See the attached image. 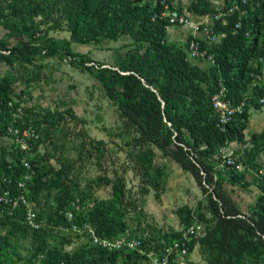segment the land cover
<instances>
[{
	"label": "trees",
	"instance_id": "obj_1",
	"mask_svg": "<svg viewBox=\"0 0 264 264\" xmlns=\"http://www.w3.org/2000/svg\"><path fill=\"white\" fill-rule=\"evenodd\" d=\"M164 1L171 8L183 11L176 6L175 0H0V25L7 30V39L0 41V61L11 68L16 65L26 68L36 66L39 56L64 55L82 70L89 71L116 107L120 121L118 136L130 138L122 149L123 170L125 174H132L128 180L116 171L114 179L95 178L86 190L82 189L71 177L74 167L68 160L60 161L55 168L33 157L40 144L51 139V130L59 129L58 123L49 121L56 115L36 116L33 110L24 109V115L14 128L24 131L33 127L42 137L29 141V154L18 144L10 148L0 146V195L24 193L34 204L37 221L42 225L32 230L23 224L28 210L24 206L10 209L0 205L2 255L8 248L18 250L13 239L23 234L33 236L31 257L26 264H150L149 258L138 251H109L96 246L88 236L73 232L72 226L89 223L100 238L109 240L128 235L140 239L146 250L162 254L165 246L179 237V231L160 229L157 234L158 231L150 226L155 231L147 237L129 233V222L135 220L131 218V209L139 210L137 197L129 186L138 180L137 187L144 198L153 191L160 197L165 187L164 170L154 165L156 150H159L179 163L204 195L205 200L199 201L195 208L186 206L178 211L183 228L191 225L195 216L204 225L205 234L201 240L204 264H264V179L259 175L261 168L257 164L258 156L264 151V134L254 136L251 148L239 156L243 172L223 167L239 185L250 170L256 172L255 181L262 195L253 212L244 214L224 190L217 167L221 165V147L232 143L245 145L248 114L246 111L223 130L212 105L220 83L237 103L250 96L249 106L264 97L261 87L251 88L254 75H262L264 0L242 6L241 11L225 18L226 23L214 19L220 10L213 9L210 0H192L190 11L210 16L214 20V32L226 35L216 43L199 39L201 49L214 59L206 68L190 59V40L185 46L170 42L172 25L168 19L153 21L154 13L161 11ZM242 1L226 0L223 9L240 5ZM200 24L204 29L206 24ZM42 26L47 27L42 29ZM53 29L65 30L69 38L58 40L49 36ZM9 38L16 42L11 44ZM123 38L129 39L127 52L114 65L93 61L88 54L72 48L74 45H98L103 41L118 42ZM14 82L9 78L0 81L1 137H12L10 126L21 106L14 102L11 94ZM59 118L58 122L63 116L59 114ZM78 136L84 138L77 147L78 160L96 159L97 165L103 167L107 144L92 140L88 134ZM25 158L31 165L30 170L23 165ZM28 174L31 179L24 191L19 183ZM101 183L112 187V198L100 200L94 196L93 188ZM52 190L57 192L54 198L57 205L48 213L40 200L44 193L51 195ZM64 211H73L74 220L69 222ZM59 228L63 232L57 233ZM76 239L85 242L73 249ZM197 244L196 239L191 245L192 252ZM6 255V259L0 257V264H15L9 263V254Z\"/></svg>",
	"mask_w": 264,
	"mask_h": 264
},
{
	"label": "rangeland",
	"instance_id": "obj_2",
	"mask_svg": "<svg viewBox=\"0 0 264 264\" xmlns=\"http://www.w3.org/2000/svg\"><path fill=\"white\" fill-rule=\"evenodd\" d=\"M140 1L150 2V0ZM176 1L178 0L174 2ZM184 1L188 2V0ZM179 2L181 5L184 4L183 0H179ZM37 21L40 22L41 19H37ZM46 27L42 26L41 28ZM49 36L63 40L69 38V33L65 30L53 29ZM4 39H7V30L0 25V41ZM8 42L14 44L16 41L9 38ZM128 42V38H123L118 42L103 41L98 45H74L72 48L75 52L88 54V58L93 61L114 65L127 52L126 45H128ZM186 44L183 42L180 46ZM88 65L92 64L89 63ZM3 78L15 81L11 94L14 102L21 105L18 108V113L13 117V124L10 128H14L20 116L24 115V109L33 110L36 116L56 115L55 118H50L49 121L58 123L59 129L51 130V139L40 144L38 150L33 154L34 158L43 161L42 164L46 166H54L55 168H58L60 161L68 160L74 167L71 177L82 189H85L89 182L95 178L106 176L114 179V172L116 171L119 172L120 176L125 175L128 180H131L132 174L130 172L125 174L123 170L125 156L122 151L125 148V143L130 138L118 136L120 134V121L116 107L107 98L106 92L99 81L89 71L82 70L79 65L73 64L64 55H56L53 58H45V55H42L37 59L36 66L26 68L19 65L11 68L0 61V81ZM59 114L63 116L60 122H58L60 119ZM80 133L88 134L92 140L104 141L107 144L108 152L103 160V167L97 165L96 159L78 160L77 147L84 139L78 136ZM36 134L38 138L34 140L38 141L42 135L38 130H36ZM86 142H88V145L90 144L89 139H86ZM13 145H17L15 137L0 136L1 147L10 148ZM168 167H171L172 170H169ZM160 169L164 170L167 178L164 189L160 191V197H157L155 191H153L148 197L144 198L138 190V180L132 183L134 187L129 186V188H132L133 196L137 197L136 201L139 206L138 211L134 208L131 209V218H135V220L129 222L131 226L129 233L134 236L138 234L147 237L150 232L155 231L150 226H153L157 231L164 229L163 227L166 226H174L177 222L179 209L186 206L195 208L198 202L204 198L198 188L199 186L194 183L190 176L184 175L180 169L176 170L169 164H165ZM171 182L174 186L169 190ZM180 186L181 191H179ZM92 193L100 200H108L113 196V189L110 185L101 183L100 186L93 188ZM56 194L57 192L52 190L51 195L45 193L42 195L40 203L44 207V211L49 213L51 209L56 208L57 204L54 201ZM245 201H248L247 198H245ZM152 202L154 203L151 205ZM88 205L91 207V203ZM151 206L153 207L152 213H149L148 209ZM140 208L142 209L140 210ZM252 210L250 209L246 213H250ZM158 212L159 217L162 216L161 219L168 220L166 222L161 219L158 220L155 215ZM46 219L47 217L44 222H46ZM56 232L61 233L63 231L59 228ZM65 233L68 234L67 231ZM156 233L159 234V231ZM3 234H6V231H3ZM202 239L203 237L197 239L198 254L190 258L191 264H204L201 254ZM51 241H53V238ZM75 242L73 249L81 246L85 241L76 239ZM13 243L19 249L15 251L13 248H8L3 255L0 253V257L6 259L5 255L8 253L9 263L26 264L29 257H31V251L29 252V250L33 245V236L21 234L17 239H13ZM69 250L72 249L69 248Z\"/></svg>",
	"mask_w": 264,
	"mask_h": 264
},
{
	"label": "built area",
	"instance_id": "obj_3",
	"mask_svg": "<svg viewBox=\"0 0 264 264\" xmlns=\"http://www.w3.org/2000/svg\"><path fill=\"white\" fill-rule=\"evenodd\" d=\"M256 1L260 0H243L240 5L235 4L227 10H220L214 19L224 20V23H226L225 18L227 16L241 11L242 6ZM161 5V11L154 13L153 21L166 18L172 26L185 27L191 30L194 37L190 40L189 45L190 59L206 60L213 63V57L208 56V53L201 49L200 40L198 39L197 34L204 32L206 34L207 41H210L211 43H216L220 40V38H224L226 36L224 33L222 35H217L214 32L212 28L214 20L211 19L212 21L210 20L204 29H202V25L195 22L187 12L171 8V5L166 1L162 2ZM257 87H261L264 90V76L259 73L254 75V81L251 88L256 89ZM249 97L237 103L229 97V92L226 86L223 83H220L218 91L212 98V105L217 114L219 125L223 128V130H225L228 125H231L237 118L244 115L248 108L247 101L249 100ZM259 103L264 104V97L259 100ZM9 131L10 134L15 137L16 142L21 149L29 154L31 151V144L29 141L38 138L36 130L31 127L24 131L17 128H10ZM219 156L221 158L222 167L235 168L238 172L244 171L242 163H238V151L232 144L221 147L219 150ZM22 162L27 170L31 169V165L26 158L23 159ZM259 175L261 179H264V169L260 170ZM30 179L31 175H26L24 181L19 183V187L24 191H27V182ZM0 205L10 209H15L19 206L26 207L28 210L25 214L24 220L22 221L23 224L32 230L40 229L42 224L37 221V213L33 207L34 204L30 203L24 193L19 196H14L9 192H5L3 195H0ZM74 205L77 209H79L76 204ZM9 214H11V212H9ZM64 215L69 222L73 221L75 218V213L73 211H64ZM194 219L195 220L191 225L184 227L179 231V237L173 240L170 244L166 245L164 251L160 255L154 250H146L140 239L132 238L128 235L114 240L100 238L93 226L89 223L73 224L72 230L76 234L88 236L94 245L109 251H120L123 249L138 251L143 256H147L149 258L150 264H191V245L196 239L204 236L205 234L204 225L199 222L196 216Z\"/></svg>",
	"mask_w": 264,
	"mask_h": 264
},
{
	"label": "crops",
	"instance_id": "obj_4",
	"mask_svg": "<svg viewBox=\"0 0 264 264\" xmlns=\"http://www.w3.org/2000/svg\"><path fill=\"white\" fill-rule=\"evenodd\" d=\"M210 1L212 3L213 9L217 11L222 10L226 5V0H210ZM191 2H192L191 0H188V2L183 0L184 4L181 5L178 0L176 1L175 4L178 8L187 12L188 15L195 22L202 23V24L209 23V21L211 20L210 16H199L190 11ZM193 37H194L193 32L189 30L188 28L176 27V26H172L169 28V40L170 42H174L175 44L181 45L183 42L187 43ZM197 37L200 40H205L206 34L202 32V33L197 34ZM193 63L202 68H206L210 64V62L206 60H193ZM262 75L264 76V61L262 62ZM247 114H248V122H247V127L244 131L245 142H246L245 145L239 144V143H232L233 147L237 149L239 156H241L244 153L245 149L251 148V140L253 139L254 136H259L261 134H264V105H260L259 103H256V102L249 104L248 109H247ZM166 159H169V160H166ZM165 164H169L170 166L174 167L176 170L180 169L184 175L190 176L188 173H186L183 170L182 166L179 163L174 161L171 157H166L165 155H163L161 151L156 150V158L154 161L155 167L163 168ZM257 164L260 166L261 169H264V151L260 153V155L258 156ZM168 168L169 170H172L171 167H168ZM217 173H219V176H221V179L224 182L223 184L224 190L230 195L234 203L239 207V209L244 214H251L254 208L256 207L257 200L262 195V191L259 189L255 181L256 172L250 170V172L246 174V179L242 181V184L240 185L236 184L235 183L236 180L232 178V176L228 175L229 171L227 168H223L221 165H218ZM238 175L242 176V173H239ZM192 180L197 185V183L195 182L193 178ZM173 186L174 184L173 182H171L169 185V190L172 189ZM198 188L201 191L200 187ZM181 190L182 188L180 186L179 191ZM161 198L164 199L163 196H161ZM245 198H247L248 201H245ZM153 203L154 202L150 204L152 205ZM152 209H153L152 206L151 208L148 209L149 213L151 212ZM248 209L249 210L253 209V210L250 213H246L247 211H249ZM155 215L158 220H160L162 217V216L159 217V212ZM161 220L166 222L168 219H165V220L161 219ZM163 228L167 231H170L173 229L176 231H180L183 228L180 216L177 215V222H175L174 226H166ZM197 254H198V250H197V247H195L194 251L191 254V257L196 256Z\"/></svg>",
	"mask_w": 264,
	"mask_h": 264
},
{
	"label": "clouds",
	"instance_id": "obj_5",
	"mask_svg": "<svg viewBox=\"0 0 264 264\" xmlns=\"http://www.w3.org/2000/svg\"><path fill=\"white\" fill-rule=\"evenodd\" d=\"M238 155H239V153H238Z\"/></svg>",
	"mask_w": 264,
	"mask_h": 264
}]
</instances>
